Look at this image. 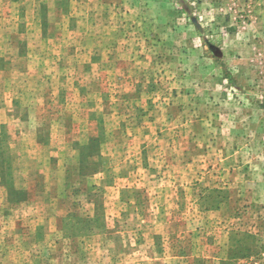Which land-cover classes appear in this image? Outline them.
Returning <instances> with one entry per match:
<instances>
[{
    "label": "rangeland",
    "instance_id": "obj_1",
    "mask_svg": "<svg viewBox=\"0 0 264 264\" xmlns=\"http://www.w3.org/2000/svg\"><path fill=\"white\" fill-rule=\"evenodd\" d=\"M0 264H264V0H0Z\"/></svg>",
    "mask_w": 264,
    "mask_h": 264
},
{
    "label": "water",
    "instance_id": "obj_2",
    "mask_svg": "<svg viewBox=\"0 0 264 264\" xmlns=\"http://www.w3.org/2000/svg\"><path fill=\"white\" fill-rule=\"evenodd\" d=\"M212 48V47H211ZM219 54H220V52H219Z\"/></svg>",
    "mask_w": 264,
    "mask_h": 264
}]
</instances>
